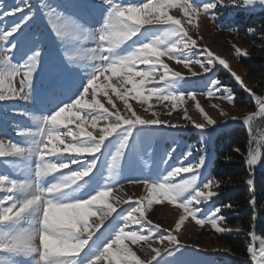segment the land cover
I'll return each mask as SVG.
<instances>
[{
    "label": "snow or ice",
    "instance_id": "1",
    "mask_svg": "<svg viewBox=\"0 0 264 264\" xmlns=\"http://www.w3.org/2000/svg\"><path fill=\"white\" fill-rule=\"evenodd\" d=\"M103 2L107 5L103 27L95 35L85 37L95 40L96 46L88 49L83 55L65 53L68 61L73 63L83 59L84 55H87L89 60L97 62L92 71L87 73L85 85L78 91L76 98L61 100V96L66 95L69 89L63 82L58 83L49 94L50 102L55 104L54 110L47 115H31L36 127L17 132V135L27 138L25 144L20 145L11 140L5 143L0 139V158H3V163L11 164L12 168L20 170L15 161L21 158L30 159L33 156L37 158L36 166L23 174V179L0 174L2 193L0 225L15 223L30 212H36L39 216L35 233L25 230L18 236L5 239L8 234L0 232V252L9 254L27 252L38 256L39 261L44 264H168V257H174L183 246L172 234L160 235L154 239V234L160 231V225L153 224L147 219V213L152 205L161 203L162 199L183 210L176 223V230L180 229L188 216H191L197 225L210 224L217 233L228 230L218 227V220L221 222L224 220V217L218 215L219 208L214 209L206 218H198V213L203 209L194 205L208 203L212 197L217 196L218 193L211 189L219 188L221 182L210 177L204 183L197 184L204 160L201 158L197 162L185 165L183 160H187L191 152L185 153L179 164L171 166L166 175L154 179L129 181L143 183L148 192L147 196L135 200L132 196H127L125 199L127 194H122V186L117 187V178L120 175L118 169L125 149L134 150L141 136L153 134L161 126L174 129L182 127L159 118H141L128 102L130 94L132 99L141 104H148L155 97L161 103L171 102L172 109H176L184 100V92L177 85L185 77L181 72L172 71L161 59L164 56L183 64L192 77L199 73L193 71L190 65H199L203 73H209L218 62L254 98L258 106V111L243 118V123L248 126L250 133L252 122L257 117H264V94L257 95L248 88L241 77L230 69L225 59L216 56L207 48L197 49L203 59L193 60L189 55L197 48V41L189 35L185 24L194 26L202 13H212L211 19L215 21L217 17L212 10L218 5L220 7L228 5L225 4V0H209L202 5L195 3L194 0H146L130 6L115 3L114 0ZM229 3L234 5L236 0H229ZM242 3L245 6L257 4L264 6V0H242ZM41 8L48 9L44 15L58 38L63 39L73 34L71 21H62L61 14L49 5L41 4ZM172 8L179 9L182 15L179 18L170 15L169 9ZM130 13L138 15L140 22L130 19ZM34 15L35 11L27 0L23 5L17 4L8 10L0 2V21H3V26L0 27V102L8 104L16 114L22 115L30 114L20 109L17 102H27L31 99L34 74L43 62L42 43L36 44L35 47L30 45L25 47L21 41L24 26ZM8 17L14 19L9 22ZM161 30L162 37L148 38V32ZM130 40L132 51L124 56L116 55L114 50ZM233 47L237 54H241L239 47L235 45ZM139 65H144L145 68L137 70ZM106 72L122 77L118 85L98 83L101 74ZM148 84L153 86L146 88ZM127 85L131 87H126ZM205 87L207 90L203 94L207 97L234 102L232 89L223 85L218 78L214 76L209 78ZM109 90L117 99L123 101L125 110L131 113V116L121 114ZM89 93L90 100L86 98ZM100 93L107 98V104L111 105V109L97 99ZM187 95L195 100L194 92H188ZM196 107L204 116L206 125L193 121L187 115V111L185 118L203 133L207 126L215 125L216 121L209 117L198 103ZM254 139L253 136L252 140ZM252 140L249 141L250 145ZM53 143L58 151H53ZM113 146L114 152L110 150ZM73 148L80 151H73ZM174 151L175 149H172L167 152L165 154L167 159L162 160V163L168 164V159H171ZM65 156L69 159L61 162L60 158ZM109 156L108 176L104 178L102 170ZM89 157L92 159L89 160ZM260 157L258 143L255 148L248 151L246 163L250 167L256 165ZM74 164L81 167L69 174L61 171L71 169V165ZM53 173H60L62 179L46 188L42 187L40 181ZM182 174L191 175L177 182L176 178ZM99 179H103L104 182L96 185L95 194L90 195V198L80 199L78 202L65 201L64 197L70 192H77ZM247 182L252 184L251 179ZM17 193L24 194V198L17 199ZM110 198L115 203L110 202ZM122 204H129V208L117 211L115 205ZM52 208H67L76 213L78 230L46 222L45 211ZM80 213L87 214V221L79 218ZM94 217L97 219L90 224V219ZM59 231L71 233V250L68 252L50 251L43 243V237L65 243L58 239ZM248 234L252 241L257 239L253 231H249ZM164 240L168 241L167 248L153 247ZM133 246H138L149 258L141 259L133 250ZM247 251L254 264H264V240H259L258 248L250 243Z\"/></svg>",
    "mask_w": 264,
    "mask_h": 264
},
{
    "label": "rangeland",
    "instance_id": "2",
    "mask_svg": "<svg viewBox=\"0 0 264 264\" xmlns=\"http://www.w3.org/2000/svg\"><path fill=\"white\" fill-rule=\"evenodd\" d=\"M0 2L8 10L17 4L23 5L25 0H0ZM27 2L35 11V15L22 30V44L25 47L29 45L35 47L36 44L42 43L43 46V62L34 74L31 99L27 102H17L18 107L30 115L16 114L8 104L0 102V139H3L5 143L11 140L20 145L25 144L27 138L17 135V132L36 127L31 120V115H47L54 110L55 104L50 102L49 95L54 86L63 82L69 89L66 95L61 96V100L66 101L70 98L75 99L78 91L85 85L87 73L92 71L97 62L89 60L87 55H84L83 59H78L73 63L68 61L65 53H79L83 55L88 49L94 48L96 46L95 40L91 38L85 39V37L95 35L103 27L107 11V5L104 4L103 0H27ZM114 2L130 6L146 2V0H114ZM194 2L202 5L204 2H209V0H194ZM41 4L55 8L61 14L62 21H71V31L73 34L63 39L58 38L44 15V12L48 9H42ZM225 4L228 6L220 7L218 5L216 9L212 10L217 17L215 21L211 19L212 13H202L197 18L194 26L185 24L189 35L197 41V48H194L189 55L193 60L198 58L203 59V56L197 49L207 48L216 56L225 59L230 69L241 77V80L248 88L252 89L253 84L246 76L242 64V59L247 56L249 51L251 34L239 32V29L236 31L237 26L230 28L226 27V25H228V21H233L234 16L239 12L246 14L249 12H261L264 11V6L259 4L245 6L242 0H236L234 5L230 4L229 0H225ZM169 14L178 18L182 15L177 8L169 9ZM17 15H20V13H17ZM7 19L10 22L14 17H8ZM2 26L3 21H0V27ZM147 27L152 28L153 26ZM147 35L149 39L162 37L163 30L148 32ZM34 37L35 39H33ZM130 45H132L131 40L117 47L114 50L115 54L124 56L130 53L132 51ZM233 45L241 49V54L236 53ZM161 59L172 71H178L184 75L185 79L177 85L184 92V100L178 104L176 109H172L171 102L164 101L161 103L155 97L148 104H141L132 99L130 94L128 102L141 118H159L162 121H168L171 124L181 125L182 127L174 129L161 126L157 132L141 136L134 150L125 149V155L122 157L120 169H118L120 175L117 178V187L122 186V194H127L125 199H127V196H132L133 200H135L148 195L143 183H129V181L143 178L154 179L166 175L167 170H170L171 166L178 165L185 153L188 152H191V155L188 156L187 160H183L185 165L192 164L203 158L204 166L200 170L201 174L198 177L197 184L204 183L211 177V166L214 159L213 143L215 139L222 133L231 132L235 124L243 122V118L249 113L258 111V106L254 102L255 108L252 110L237 106L238 93L235 84L238 88L243 91L245 90L230 72L219 65L218 62H216L215 68L209 73H203L199 65H190L193 71L199 73V75L192 77L188 69H185L183 64L177 63L175 59H169L167 56ZM144 68V65H139L137 70ZM213 76L218 78L223 85L232 89L234 95L233 103H229L226 99L210 98L203 94L207 90L205 87L207 81ZM106 77H110V79H105ZM121 79L122 77L120 76H113L110 72H106L101 74L98 83H113L118 85ZM152 86V84H148L146 88ZM126 87L130 88L131 85H127ZM188 92L195 93V100L188 97ZM255 93L260 95L257 92ZM109 94L112 96L116 107L120 109L121 114L131 116V113L125 110L123 101L117 99L110 90ZM246 94L247 97H251L248 92ZM86 98L90 100L91 94L89 93ZM97 99L111 109V105L107 104V98L102 93L98 94ZM197 103L209 117L216 121L215 125L207 126V130L203 133L185 118V111H187V115L193 121L206 125L204 116L196 107ZM112 110L114 111L115 109ZM233 117L237 119L234 120ZM253 136L255 137L254 140H252ZM251 140L252 148H255L258 143L260 144L261 157L257 164L261 165L263 163L261 159L264 157V117H257L252 122ZM172 149H175V151L172 153L171 159H168V164L162 163V160L167 159L165 154L172 151ZM110 150L114 152L115 147H111ZM67 159L69 157L66 156L60 158L61 162ZM88 159L91 160L92 157ZM15 163L20 166L19 171L12 168L11 164L3 163V158H0V174H7L14 179H23V174L28 173L30 169L36 166L37 158L35 156L30 159L21 158L15 161ZM108 163H110V156L105 161V166L102 170L104 178L108 176ZM80 167L81 165L74 164L71 165V169L61 171L64 174H69L72 170ZM190 175L182 174L181 177L176 178V181L179 182L181 178H188ZM60 179H62L60 173H53L44 177L40 183L42 187L46 188L53 183L59 182ZM103 182V179L93 181L90 186L82 187L77 192H70L64 199L66 202H78L80 199L90 198V195L95 194L96 185ZM211 190L216 191L218 195L212 197L208 203L194 205V207L203 209L202 212L198 213V218H206L212 214L214 209L219 208L220 212L218 215L224 217V220L222 222L218 220V227L228 229L227 231L217 233L210 224L197 225L191 216H188L180 229L176 230V223L183 210L163 199L161 203H154L151 210L147 213V219L151 220L153 224L160 225V231L154 234V239H157L160 235L167 236L172 234L176 236L179 244L183 246L181 251L174 257H168V264L233 263L234 257L230 253L228 244L222 241V239L224 236L239 232L240 226L237 223L236 225L233 223L235 221L232 218L235 215L231 213V207H227L228 204L222 203L223 193L220 190H216V188ZM16 198L23 199L24 194L17 193ZM110 202L115 203L111 198ZM115 206L117 207V211L129 208V204ZM227 211L228 213H226ZM38 219L39 216L36 212H30L15 223L0 225V232H6L8 236L5 239H8L20 235L25 230L29 232L36 231V221ZM95 219L97 218H91L90 224ZM260 239L264 240L257 237L253 241V244L257 248L259 247ZM168 246L167 240L153 245V247L161 249ZM133 250L137 252V255L141 259L147 260L149 258L138 246H133ZM38 261V256L23 251L11 254L0 252V264H37ZM39 264H44V262L39 261Z\"/></svg>",
    "mask_w": 264,
    "mask_h": 264
},
{
    "label": "trees",
    "instance_id": "3",
    "mask_svg": "<svg viewBox=\"0 0 264 264\" xmlns=\"http://www.w3.org/2000/svg\"><path fill=\"white\" fill-rule=\"evenodd\" d=\"M237 18V19H236ZM236 19V20H235ZM243 33H250V44L247 56L242 59L243 68L252 91L264 94V11L239 12L226 27H235ZM251 30V31H250ZM226 75V74H225ZM238 93L237 106L252 110L255 108L251 97L235 84ZM251 133L244 124L236 123L229 133H222L213 143L214 159L211 166V178L220 181L223 193L222 203L231 205L234 225L240 231L224 236L222 241L228 244L234 257L232 264H254L247 251L253 243L248 232L253 231L256 237L264 239V157L263 163L249 166L246 163ZM239 149V151H236ZM264 154V151H263ZM251 179L250 185L247 181ZM228 213V211L226 212Z\"/></svg>",
    "mask_w": 264,
    "mask_h": 264
},
{
    "label": "clouds",
    "instance_id": "4",
    "mask_svg": "<svg viewBox=\"0 0 264 264\" xmlns=\"http://www.w3.org/2000/svg\"><path fill=\"white\" fill-rule=\"evenodd\" d=\"M130 19H135L137 22H140V17L136 14H129ZM53 151H58L59 149L53 143ZM73 151L79 152L80 149L73 148ZM47 167V165H45ZM46 222L51 223L52 225H63L69 229H77L76 217L77 214L73 213L70 209L67 208H52L46 209L45 211ZM79 218L87 221V214L80 213ZM35 233V231H33ZM58 239L65 241V243H58L57 240L49 239L48 237H43V243L46 248L54 252H68L71 250V233L69 231H59L57 233ZM38 264V262H37Z\"/></svg>",
    "mask_w": 264,
    "mask_h": 264
},
{
    "label": "water",
    "instance_id": "5",
    "mask_svg": "<svg viewBox=\"0 0 264 264\" xmlns=\"http://www.w3.org/2000/svg\"><path fill=\"white\" fill-rule=\"evenodd\" d=\"M251 99L253 100V102L256 104V102H255V100H254V98L251 96ZM256 106H257V104H256Z\"/></svg>",
    "mask_w": 264,
    "mask_h": 264
}]
</instances>
